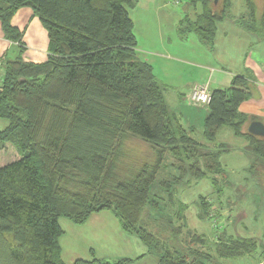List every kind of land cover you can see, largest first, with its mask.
<instances>
[{
    "label": "trees",
    "instance_id": "1",
    "mask_svg": "<svg viewBox=\"0 0 264 264\" xmlns=\"http://www.w3.org/2000/svg\"><path fill=\"white\" fill-rule=\"evenodd\" d=\"M201 4L194 20L185 16L180 37L194 32L213 46L217 23L229 17L230 0H189ZM241 27L264 41V0H244ZM134 0H0V23L6 39L22 46L21 33L11 24L14 13L29 7L47 31V58L42 63L21 58L0 61V147L13 144L18 158L0 166V248L12 264H63L59 218L83 224L92 213L111 211L121 227L135 235L157 257L156 264H220L253 253V239L219 233L209 244L191 233L186 245L160 246L142 225L145 208H157L153 185L173 202L176 187L188 179L222 173L223 146L211 148L186 128L166 103L163 86L148 63L137 56V40L128 10ZM251 79L235 76L228 89L210 92L202 138L215 141L228 126L249 140L253 154L264 161V137L243 132L246 117L238 106L250 95ZM151 146L152 162L127 175L117 174L126 137ZM165 155L169 160L166 161ZM170 169L159 179V170ZM202 220L215 221V207L198 200ZM188 205L173 213L175 233L187 228ZM220 224H223L221 218ZM217 227V225H216ZM216 232V231H215ZM190 233V232H189ZM215 234V233H214ZM207 246L201 251L196 244ZM1 252V249H0ZM76 260L73 264H125Z\"/></svg>",
    "mask_w": 264,
    "mask_h": 264
},
{
    "label": "crops",
    "instance_id": "2",
    "mask_svg": "<svg viewBox=\"0 0 264 264\" xmlns=\"http://www.w3.org/2000/svg\"><path fill=\"white\" fill-rule=\"evenodd\" d=\"M144 3L146 7H150L151 9H154V11L159 7L156 6L154 0H144ZM232 8L233 0H230L228 9L230 16L217 23L213 46L211 48L206 47L210 52H214L219 48L222 50L229 49L231 51L230 54H226L228 57L227 59H220L221 55H218V58L216 57V63H223L228 68H217L216 66L210 67L211 73L214 72L210 82L208 80V75L205 78L206 80H204L208 64H200L191 58L192 55L197 54L198 51L194 49L186 50L180 47L183 45H175L178 44L174 41L175 35L177 34V27L175 26L176 23H179L182 19L177 18L175 22L173 20L174 35L173 33H169L167 36H164L160 30H157L156 28L153 29V27L148 24L144 25L142 28L140 27L141 32L139 34L136 30V23L128 10L129 16L133 22V31L137 40V56L140 60L151 65L153 75L157 82H159L164 88L166 103L168 102V95L169 99L172 100H170V102L176 105V108L172 110L167 103L170 112L174 113L186 128L193 131L192 134H194V136L201 138V143L206 144L211 148L221 145L225 149L219 157L222 173L215 175V177L219 176L220 178L226 176L225 169L223 168L225 164L223 158L230 154H234L232 160L244 157L249 168L257 165V162L263 164L264 167V161L258 159L253 154L249 145V140L243 136L235 135L228 126H223L216 132L214 142H205L202 138L203 122L199 121V111L205 109L204 115L206 117L208 113V105L194 104L189 100V95L194 87H206L210 92L214 89H228L231 86L233 76H244L250 78L251 82L249 84V97L243 101L237 109L241 115L246 117V122L242 127V131L247 132L248 124L254 120L261 121L264 124V41L257 40L254 35L246 32L241 27L239 20L247 10L245 3L241 10L238 9L236 13L232 11ZM201 10L202 8L200 9V12ZM198 14L193 16L185 14V16H188L190 20H194ZM11 24L21 33L22 46L5 38L0 23V61L21 58L23 61L37 64L44 62L48 54L47 31L42 26L33 10L29 7L19 8L12 16ZM189 38L192 40L191 37ZM140 40H146L149 45H147L146 41L144 44L140 43ZM166 42H170V44L167 45ZM156 61L160 63V65H163V69L158 70V73L154 71ZM173 62L199 67L200 70L196 71L194 77L187 79L183 83H171V81H165V76L168 75L167 72H165V67L170 69V74L174 76L175 73L173 71L178 68V66ZM215 74L218 75L213 80V75ZM161 77L164 80H162ZM212 82V85H214L213 88L209 86ZM232 138L240 139L241 143L237 146H230L227 144L228 142L226 139L230 141ZM254 177L258 178L259 176ZM198 180L200 179H188L183 184L197 182ZM220 194L221 192L218 193L217 198H215V201L218 199L217 204L219 205V208L218 206L215 207L216 214L221 213L220 211L222 208L229 209L225 199L223 200L224 206H222L223 202L219 198L221 196L224 197V195ZM205 197L208 200H211L208 196ZM199 198H197V200H199ZM197 206L198 203L196 205L195 216L203 221L198 217L199 208ZM219 216L223 215L219 214ZM221 219L223 224L218 233L217 231H213V229L211 231L212 235L208 234L207 236L204 234L206 232L200 233L207 238L209 244L216 241L215 237L219 233H224L233 237L253 239L257 244V249L253 253L241 257V260L246 261L249 259L252 260V264H264V232L261 228L245 227L244 225L240 226L237 223L235 216L232 215H226ZM207 221L210 222L211 220ZM203 222H206V220ZM58 223L63 231V234L59 238L60 258L63 264H73L76 260L91 261L93 259L102 261L128 259V262L125 264L157 263V257L155 254L149 252L147 247L135 235L129 234L123 230L116 216L109 210L92 213L83 224H75L67 218H59ZM188 226L187 223V227ZM237 226L243 231V234L238 232ZM216 230H218V228ZM221 261L220 264H230L228 263V261H230L229 259Z\"/></svg>",
    "mask_w": 264,
    "mask_h": 264
},
{
    "label": "rangeland",
    "instance_id": "3",
    "mask_svg": "<svg viewBox=\"0 0 264 264\" xmlns=\"http://www.w3.org/2000/svg\"><path fill=\"white\" fill-rule=\"evenodd\" d=\"M221 0H218L220 2ZM136 2L135 6L132 9H129L131 17L134 19L137 27V32L140 34V27L142 28L144 25L148 24L153 27V29L160 30L164 36H167L169 33H173L174 35V23L177 18L183 19L185 14L187 15H195L200 13L201 4L197 1L194 5L190 4L189 0H180L179 3H174V0H154L156 6L158 8L151 9L150 7H146L144 0H134ZM258 10L260 11L262 8L263 0H254ZM244 6L243 0H233V8L232 11L236 13L238 9ZM162 23V24H161ZM178 27V23L176 26ZM177 35V36H176ZM175 35V44L183 45L180 46L186 50H197V54L192 55V60L203 64H208V69L206 70V76H209V82L211 80L212 74L211 68L212 66H216L217 68H228L226 65L216 63V57L221 55L220 59H227L226 54H230L231 51L229 49L222 50L221 48L215 50L214 52H210L207 46L203 44L197 37L194 32H189L185 37H180L178 31ZM188 35V36H187ZM171 36V35H169ZM177 37V38H176ZM192 40H190V38ZM144 40V39H143ZM146 41V40H145ZM145 41H139L140 43H145ZM147 42V41H146ZM167 45L170 42H166ZM173 44V43H172ZM147 45L149 43L147 42ZM207 47V48H206ZM218 58V57H217ZM224 62V60H223ZM178 68H176L173 72L174 76L170 74V69L165 67V72H167V76H165V81H171V83H183L189 78L195 76L196 71H199V67L176 63ZM172 63V64H173ZM173 64V65H175ZM163 65H160L156 61L154 65V71L158 73V70L163 69ZM202 70V69H201ZM204 71V70H202ZM211 73V74H210ZM211 75V76H210ZM218 74L213 75V80L217 77ZM233 76L232 78H234ZM162 79V77H161ZM164 80V79H162ZM211 83V88L214 85ZM168 105L170 109L176 108L175 104L171 103L169 96L167 95ZM172 101V100H171ZM204 112L205 109H201L199 111L200 118L199 121H204ZM7 121L0 119V130L4 128ZM230 146L239 145L240 139L232 138V140L226 139ZM234 154H230L227 157H224L225 161L224 169L225 174L223 178L219 176L215 177V182L213 183L210 178H202L197 182H192L188 184H181L178 186L173 195V202L167 199L166 192L161 191L160 187L156 184L151 188V198L156 200L158 203L157 208H152L147 206L145 208V216L142 219V225L147 228L153 235L156 237L157 242L160 246H177L180 244L186 245L187 242L191 239V233L206 232L205 235H212L213 231H220L222 224L219 223V218H224L226 215L235 216L237 223L245 227L252 228H261L264 232V167L263 164L257 162V165H254L252 168L248 167V163L246 164V159L244 157H240V159H233ZM18 153L15 146L9 142H6L0 147V166L14 161L18 158ZM155 154L151 149V146L146 142L142 141L140 138L136 136L126 137L124 144L121 147V156L118 159V165L116 172L117 174L127 175L131 172V170L137 168L142 163L152 162L154 160ZM166 161L169 160L168 155H165ZM244 166V167H243ZM170 169L159 170V174L157 176V181L159 179L165 178L169 176ZM254 176H259L255 178ZM224 195L219 199L223 202L225 199L227 206L229 209L222 208L221 215L223 216H215V221H207L203 222L199 220L196 216V205L198 203L197 198L202 196H208L214 205V207L219 208L217 204L218 199L217 194L220 193ZM220 194V195H221ZM186 203L189 207L185 212L188 227L181 229V234L177 235L175 233L176 226L179 224L174 219L173 213L175 212L178 203ZM224 206V202L222 203ZM198 207V206H197ZM199 208V207H198ZM111 212V211H110ZM216 213V209H215ZM244 213V214H243ZM222 220V219H221ZM242 223V224H241ZM220 224V225H219ZM216 225L220 226L217 227ZM238 232L243 234V231L237 226ZM190 232V233H189ZM211 232V233H210ZM214 234V233H213ZM245 235V234H244ZM264 243V242H263ZM199 250L206 251L207 246L196 244L195 245ZM1 252H0V264H12L10 260H8L6 256V246L1 244ZM242 258L229 259L228 263L230 264H252V260L247 259L246 261H242ZM251 261V262H250ZM222 262V261H221ZM220 262V263H221ZM224 263V262H223Z\"/></svg>",
    "mask_w": 264,
    "mask_h": 264
},
{
    "label": "built area",
    "instance_id": "4",
    "mask_svg": "<svg viewBox=\"0 0 264 264\" xmlns=\"http://www.w3.org/2000/svg\"><path fill=\"white\" fill-rule=\"evenodd\" d=\"M179 1L180 0H174V3L177 4ZM189 100L194 104L208 105L210 101V91L206 87H194L189 95Z\"/></svg>",
    "mask_w": 264,
    "mask_h": 264
},
{
    "label": "water",
    "instance_id": "5",
    "mask_svg": "<svg viewBox=\"0 0 264 264\" xmlns=\"http://www.w3.org/2000/svg\"><path fill=\"white\" fill-rule=\"evenodd\" d=\"M217 3L218 0H213ZM247 132L257 137H264V124L261 121H251L247 126Z\"/></svg>",
    "mask_w": 264,
    "mask_h": 264
},
{
    "label": "bare ground",
    "instance_id": "6",
    "mask_svg": "<svg viewBox=\"0 0 264 264\" xmlns=\"http://www.w3.org/2000/svg\"><path fill=\"white\" fill-rule=\"evenodd\" d=\"M73 233V232H72Z\"/></svg>",
    "mask_w": 264,
    "mask_h": 264
}]
</instances>
